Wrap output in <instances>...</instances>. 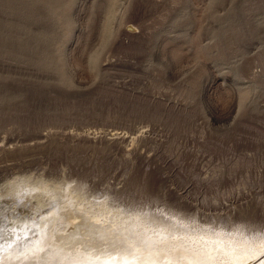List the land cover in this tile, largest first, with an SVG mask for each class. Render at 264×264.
<instances>
[{
	"label": "rangeland",
	"instance_id": "rangeland-1",
	"mask_svg": "<svg viewBox=\"0 0 264 264\" xmlns=\"http://www.w3.org/2000/svg\"><path fill=\"white\" fill-rule=\"evenodd\" d=\"M20 198L52 215L3 231L0 264H122L153 252L131 220L263 250L264 0H0V203ZM84 215L103 243L72 245Z\"/></svg>",
	"mask_w": 264,
	"mask_h": 264
},
{
	"label": "bare ground",
	"instance_id": "bare-ground-1",
	"mask_svg": "<svg viewBox=\"0 0 264 264\" xmlns=\"http://www.w3.org/2000/svg\"><path fill=\"white\" fill-rule=\"evenodd\" d=\"M130 29L135 28L134 26L130 25L129 26ZM131 32V31H128ZM133 32V31H132ZM13 184V183H12ZM18 184V183H17ZM16 186V185H14ZM13 186V187H14ZM12 187V186H11ZM49 188V187H48ZM14 188H12L13 190ZM23 190V189H22ZM21 190V192H22ZM35 190V189H34ZM50 190V189H49ZM52 191V190H51ZM71 191V190H70ZM24 192V191H23ZM22 192V193H23ZM27 192V191H26ZM34 192V191H33ZM28 193V192H27ZM30 193V191H29ZM41 194V193H40ZM52 194V192H51ZM50 194V195H51ZM69 194V193H68ZM74 194V193H73ZM27 195V194H26ZM25 195V196H26ZM49 195V196H50ZM57 195V194H56ZM67 195V194H66ZM65 195V196H66ZM75 195V194H74ZM42 196V194H41ZM40 196V197H41ZM46 196V195H45ZM55 196V195H54ZM43 197V196H42ZM68 197V196H67ZM74 198V196H71ZM28 198V197H27ZM26 198V199H27ZM59 198V197H58ZM22 198H20L21 200ZM25 199V198H24ZM64 199V198H63ZM68 199V198H66ZM72 199V198H71ZM69 197V200H71ZM77 199V198H76ZM73 200V199H72ZM12 201V200H11ZM11 201H7V202H1L0 203V223H2L3 225L6 226L4 232H9L10 229H15L17 227V229H29V227H32L34 225L36 220L38 219H44L49 217L52 211H45L42 210L40 212L39 215H35L33 214V212L31 211V209H27V205H30L29 201H18L16 203L15 202H11ZM62 201V199H61ZM71 202V201H70ZM68 201V205H64L63 208L70 210V203ZM61 203V202H60ZM76 203V202H75ZM75 203H73V206L71 204V206L75 209V207L77 208V206L75 205ZM61 205V204H60ZM75 206V207H74ZM80 206V205H79ZM104 206V204H103ZM58 207V206H57ZM78 209H75L74 211L77 212ZM63 211V210H62ZM60 212V211H59ZM65 211H63L62 213H60L59 215L63 216L66 215L64 213ZM71 214V213H70ZM76 214V213H75ZM67 216V215H66ZM86 216V215H84ZM83 216V217H84ZM89 216V215H87ZM86 216V222H84L82 224L81 227H84V229H82L81 227L77 226V229L71 234H69V238L72 240L73 244L72 245H76L79 244V242H81L82 240L85 239V236H88L90 238V241L92 243H96V244H100L103 243L102 239H104L102 237V235H100V229H98L95 226V223L90 222V219H88L89 217ZM58 218V215L56 216ZM75 217V215L73 216V218ZM51 218V217H50ZM61 218V217H60ZM62 219V218H61ZM75 220V219H74ZM126 220V219H125ZM182 219L181 218H176L175 223L179 224L180 221ZM82 221V220H81ZM61 223V220L59 221ZM76 222V221H74ZM123 223H125V234L127 235H131V236H136L137 241L139 242H143L142 240L148 241L147 243H143V245L148 248V249H152L153 252H148L149 250H145V252H142L140 249L138 250V252L132 256H130L129 258H126V261H124L122 264H182L179 263V260L177 259V255H184L185 259L188 260L187 264H264V248L262 249H258L256 247V249L254 250H250L248 249L250 244H234L233 241H231L230 239H220L219 240L216 238L214 239H208L207 238V242L208 244L211 245L210 249H208V253H204L205 251L199 249V248H193L192 245L187 246L186 243L187 241H185V239L187 238H180V236L178 237V239H173V235L170 234V232H166L164 234H158L155 233L153 229V231L149 230V221L146 220H131V221H124ZM52 224H54L55 226H57L56 224H58V222L56 221H51V226ZM79 224V223H78ZM184 224V223H183ZM182 226L184 227L185 225ZM32 225V226H31ZM46 225V224H45ZM29 226V227H28ZM60 226V225H59ZM43 227V226H40ZM113 227V226H112ZM123 227V228H124ZM100 228V227H99ZM104 228V227H103ZM110 228V227H109ZM31 229V228H30ZM112 229V228H111ZM54 230V229H53ZM59 230V229H58ZM120 230V229H119ZM33 231V230H32ZM115 231V230H113ZM123 231V232H124ZM120 232V231H119ZM12 233V232H11ZM53 233V232H52ZM56 233V232H55ZM115 233V232H114ZM31 234V233H30ZM50 234V233H49ZM117 234V233H116ZM2 235V234H1ZM52 235V234H50ZM115 235V234H114ZM158 235V236H157ZM8 236V235H7ZM32 236V234H31ZM128 236V237H129ZM162 236V238L159 239V237ZM170 236V237H169ZM53 237V236H52ZM102 237V238H100ZM3 238V237H1ZM12 238V237H11ZM114 238V237H113ZM222 238V237H221ZM31 240L33 238H30ZM29 239V240H30ZM157 239V240H156ZM89 240V239H88ZM162 240V241H161ZM166 240V241H165ZM174 241L176 243H174L175 246L171 247V248H167L166 245L168 243V241ZM35 241V240H33ZM191 241V240H190ZM188 241V242H190ZM6 242V241H5ZM29 242V241H28ZM114 242V241H113ZM116 242V241H115ZM161 242V245H160ZM134 243V242H133ZM28 244V243H27ZM108 244V243H107ZM142 244V243H141ZM173 244V242H172ZM103 245V244H101ZM244 245L242 248L241 246ZM49 246V245H48ZM115 246V245H114ZM133 246V244H132ZM135 246V245H134ZM138 246V245H137ZM189 248L188 250L186 249ZM192 246V247H191ZM49 247H52L51 245ZM117 249V248H116ZM220 249V250H219ZM101 250V249H100ZM108 250V249H107ZM221 250H224L222 252H220ZM46 251V250H45ZM44 251V252H45ZM49 251V250H48ZM109 251V250H108ZM129 251V249H128ZM102 252V251H101ZM105 251H103L104 253ZM56 253V252H55ZM46 254V253H45ZM108 254V253H107ZM116 254V253H115ZM205 254V255H204ZM121 255V254H120ZM113 256V255H111ZM217 257V259H216ZM218 258H223L227 261V263L224 262H218ZM69 258L68 257H63V261L62 264H66ZM128 259V260H127ZM109 260V259H108ZM108 260H102L107 262ZM184 260V259H183ZM14 261V260H13ZM12 261V262H13ZM5 262V261H4ZM32 262V261H31ZM30 262V263H31ZM85 262L89 263V264H99L98 260L96 257H85ZM104 262V264H106ZM29 263V264H30ZM109 264V262H107ZM17 264V263H16ZM52 264V263H51ZM68 264V263H67ZM80 264V263H79ZM86 264V263H85ZM113 264V263H110Z\"/></svg>",
	"mask_w": 264,
	"mask_h": 264
},
{
	"label": "snow or ice",
	"instance_id": "snow-or-ice-1",
	"mask_svg": "<svg viewBox=\"0 0 264 264\" xmlns=\"http://www.w3.org/2000/svg\"><path fill=\"white\" fill-rule=\"evenodd\" d=\"M6 226L3 225L2 223H0V234L3 233V231L5 230Z\"/></svg>",
	"mask_w": 264,
	"mask_h": 264
}]
</instances>
